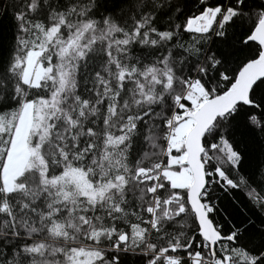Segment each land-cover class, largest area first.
Here are the masks:
<instances>
[{
	"label": "snow or ice",
	"instance_id": "1",
	"mask_svg": "<svg viewBox=\"0 0 264 264\" xmlns=\"http://www.w3.org/2000/svg\"><path fill=\"white\" fill-rule=\"evenodd\" d=\"M0 264H264V0H0Z\"/></svg>",
	"mask_w": 264,
	"mask_h": 264
}]
</instances>
